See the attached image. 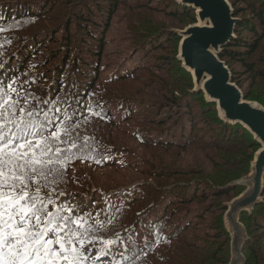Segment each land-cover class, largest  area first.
Wrapping results in <instances>:
<instances>
[{
  "label": "trees",
  "instance_id": "1",
  "mask_svg": "<svg viewBox=\"0 0 264 264\" xmlns=\"http://www.w3.org/2000/svg\"><path fill=\"white\" fill-rule=\"evenodd\" d=\"M129 1L0 0V99L49 139L70 122L57 140L66 173L40 195L49 196L46 210L85 218L86 264H228L226 207L218 200L238 176L221 174L247 172L259 145L240 124L220 120L202 92L188 91L190 74L162 53L179 38L145 24L161 9ZM229 2L240 19L218 57L239 66L230 68L235 82L236 73L264 81V0ZM121 11L128 18L116 22L130 53L112 65L101 54L117 41L110 24ZM191 11L175 6L170 14L187 19ZM245 98L264 106L257 95ZM190 153L200 160L182 165ZM239 218L249 237L243 264H264V197Z\"/></svg>",
  "mask_w": 264,
  "mask_h": 264
},
{
  "label": "snow or ice",
  "instance_id": "2",
  "mask_svg": "<svg viewBox=\"0 0 264 264\" xmlns=\"http://www.w3.org/2000/svg\"><path fill=\"white\" fill-rule=\"evenodd\" d=\"M14 106L0 99V264H86L90 259L86 245L92 241L90 233L81 231L86 229L85 218L66 220L46 210L49 196L40 195L49 186H58L66 173L63 164L69 159L61 161L65 150L57 140L63 143L71 124L65 121L63 133L51 130L49 139L35 125L18 119L10 111ZM29 136L41 139L33 141Z\"/></svg>",
  "mask_w": 264,
  "mask_h": 264
},
{
  "label": "water",
  "instance_id": "3",
  "mask_svg": "<svg viewBox=\"0 0 264 264\" xmlns=\"http://www.w3.org/2000/svg\"><path fill=\"white\" fill-rule=\"evenodd\" d=\"M184 6L196 10L197 24L179 33L178 61L188 72L195 92H202L206 102L217 103L218 117L228 124H240L261 145L251 163V173L235 185L246 187L239 198L226 205L224 226L230 236V260L228 264H243L242 246L246 231L239 221L243 212L252 211L261 202L264 178V111L255 104L242 102L238 88L230 84L231 73L218 58V53L234 38L231 5L227 0H178Z\"/></svg>",
  "mask_w": 264,
  "mask_h": 264
},
{
  "label": "rangeland",
  "instance_id": "4",
  "mask_svg": "<svg viewBox=\"0 0 264 264\" xmlns=\"http://www.w3.org/2000/svg\"><path fill=\"white\" fill-rule=\"evenodd\" d=\"M147 1L148 0H144V1H142V3H147ZM227 1L229 2V0H227ZM134 3H135L134 0H130L129 1V5L130 6L133 5ZM174 3H175V5H174ZM229 4L231 5L230 2H229ZM148 5H150L153 8H159L161 10H159L157 13H155L154 15H152L151 18L149 19V21L147 23H145V24L147 26H149V25L154 26V27H156L157 30H161V31L164 30V31H167V32L168 31H171V32H173V34H175L179 38L178 41L171 40L170 43H169V45L167 46V48H165L164 50H162V53L166 54L168 57L175 56L176 59H177V57L179 55V53H178V51H179V44H180V40L182 38L179 35V33L184 32L188 27H191V26L197 24V20H196V10L193 9L192 7L184 6V5L180 4L178 2V0H150V2H148ZM175 6L180 7V8H185L186 10H190L191 9L193 12L192 11L189 12L190 13V16L187 19H181V18H178V17L175 18L173 14H170L171 11H172V8L173 7L175 8ZM163 7H164L165 10H167V12H165L164 9H162ZM235 8L239 9V6L238 5H236V6L233 5L232 6L231 5L232 11H235ZM179 12H180V10H179ZM123 14H124V11H121L118 14V17L117 16H114L112 18V21H111V24H110L111 33L116 36L117 41L114 42V43L109 44L105 49H103L102 54H101V56L103 58V61L108 62V63H111L112 65L117 64V62H119L120 60H122L124 58V56H126L128 54V52L130 51L127 48L128 42L123 39V37L125 36L124 26L116 22L119 18L121 19L122 22H124V20L126 18H128L127 15H125V16H123V18H124V20H123L122 19V15ZM192 17H193L194 20H192ZM233 18H235V17H233ZM235 19L238 20L240 18L237 16V18H235ZM151 26H149V27H151ZM234 37H235V35H234ZM222 49H223V47H222ZM174 50L176 51L175 54L173 52ZM220 51H219V53H220ZM220 61L221 62H224L225 66L229 69V71H230V68H234L235 69L236 67H237V69L240 70L239 66H236V63H234V61H232L231 59H229V60H220ZM178 62L180 63V66H181V64H182L181 61H178ZM167 66L170 67L171 72L174 71V62L173 61L170 60L169 61V64ZM235 75H236L235 76V79H236V81H238V83L240 85H238V83L235 82L233 80V78H231V77H230V84L234 85L236 88H238L240 90V92L242 94V102L243 103H248V104L258 105L264 111V106L262 104L258 103L257 101H254V100H250V98H248V99L245 98V94L246 93H250L252 95H257V96L261 97V99L264 100V81L263 80H259V79H256V80L248 79L246 76H239V75H237V73ZM231 76H232V74H231ZM191 79H192V77H191ZM260 81H261V83H260ZM191 83H192V88H191V90H188V91L195 92L194 91L193 79L191 80ZM187 86H188V82L185 80L184 81V84L182 86H180V87L182 88V87H187ZM203 97H204V94H203ZM212 104H214V106H215V108H214L215 109V112L218 115V105H217V103H212ZM208 117L210 119H212V120L214 119L213 116H211V115H208ZM251 137H252L253 141L256 142L254 140V138H253L252 135H251ZM258 145H259V148L256 150V152L261 148V145L260 144H258ZM249 152H247V153H249ZM256 152H254V154H253V157H252L251 162L249 163L250 165L248 166V169H247L248 171L247 172L242 173V171H239V168H237V171H239L238 173H236V172H229V173H222L221 174V176H222L221 179H223V180H227L228 177H232L233 178V177L238 176L237 179L228 182L225 185L226 187H230L232 185H235L233 183L238 182L240 179L248 176L251 173L250 166H251L252 161L254 160V157H255V153ZM216 153L219 154V155H222L223 154V152H220V151H217ZM200 158H201V155H199V154H192V153H190V154H183L182 157H181V164L182 165H193L194 163H196V161L200 160ZM233 173H235V174H233ZM214 175L216 176V174H214ZM235 187H238V188H235ZM235 187H230V188H233L232 190H230L231 191L230 194L228 196H225L223 199H219L218 200L221 204H224L225 207L232 200L241 197L243 195V193L247 189L246 187L239 186V185H236ZM263 189H264V178H263ZM263 189H262V191H263ZM260 197H261V201H263L264 194L261 193V196ZM247 213L250 214L251 211L250 212H247ZM204 217L207 218L208 221H210V217L208 215H204ZM239 220H240V218H239ZM223 224H224V221H223ZM243 227H244V225H243ZM245 231H246V229H245ZM228 235H229V233H228ZM246 237H247V239H246V241H247L248 238H249L248 235H247V233H246ZM229 238H230V236H229ZM257 240H260V239H257ZM259 245L261 246V250H264V240L263 239L260 240V244ZM229 252H230V243H229ZM263 256H264V252H263ZM229 260H230V258H229Z\"/></svg>",
  "mask_w": 264,
  "mask_h": 264
}]
</instances>
